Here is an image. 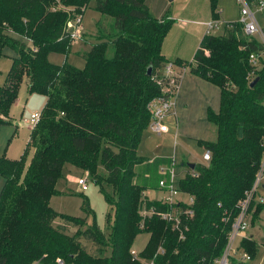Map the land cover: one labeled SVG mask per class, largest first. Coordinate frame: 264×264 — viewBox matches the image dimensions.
<instances>
[{
    "label": "trees",
    "instance_id": "1",
    "mask_svg": "<svg viewBox=\"0 0 264 264\" xmlns=\"http://www.w3.org/2000/svg\"><path fill=\"white\" fill-rule=\"evenodd\" d=\"M89 2L0 0V56L5 47L14 52L0 85V124L9 123L23 78L29 93L45 96L24 153L14 160L0 156V264H56V259L63 264H211L223 251L238 202L251 187L264 153V56L259 68L249 64L258 42L244 37L236 21L221 35L206 34L188 64L189 71L220 87V106L216 113L207 112L215 140L198 141L210 151V161L195 164L193 174L187 166L178 182L179 191L193 198L194 215L185 222L187 229L182 225L174 231L155 214L142 220L141 205L169 207L149 201L133 178L135 166L144 161L137 146L150 120L148 100L160 94L154 77L167 61L161 46L173 21L155 18L145 0H95V11L113 19L116 33L99 30L83 53L82 68L51 63L49 53H69L65 24L76 14L82 16ZM216 5L217 0H210L213 12ZM11 32L27 38L32 47ZM65 163L93 175L105 202L114 208L106 235L96 224L86 225L85 218L50 207ZM99 167L104 175L98 174ZM55 218L78 226L76 235L54 227ZM139 233L148 239L135 257L130 250ZM77 236L93 241L100 252L110 247L109 255L89 254ZM239 247L250 259L258 250L252 238H243Z\"/></svg>",
    "mask_w": 264,
    "mask_h": 264
},
{
    "label": "rangeland",
    "instance_id": "2",
    "mask_svg": "<svg viewBox=\"0 0 264 264\" xmlns=\"http://www.w3.org/2000/svg\"><path fill=\"white\" fill-rule=\"evenodd\" d=\"M194 2L196 3L193 7L192 3ZM203 2L205 3V7H203L202 0H145V4L148 6L149 12H151L155 18L160 19L164 17L173 20L172 18L177 17V23L181 26L185 23L190 25V23L193 22H205L207 19L209 20L206 23L212 21V17L210 16L212 13L210 0H203ZM94 4L95 0H90L89 4L85 7L82 16L76 14L70 18L72 19L77 16L82 17L78 29L75 27L68 28L65 24V28L69 32L70 36L68 41V44L70 45L69 53L64 55L59 52H51L47 55V60L55 65H61L64 62H67L71 66L73 65L76 68H82L85 62L83 53L86 52V49H88L91 43L97 38L96 36L99 34V30L105 33H116L113 19L97 13L94 9ZM178 7H180L183 11L176 15L175 12ZM216 9L218 10L216 11V14L221 17V22L232 23L239 20V9H237L235 0H217ZM66 11L68 12L69 9ZM255 17L258 23H260V27L264 28V9L263 11L260 10V12L255 11ZM222 28L223 25H221L220 28L212 30L210 33H220ZM10 34L25 45L32 47L27 38L21 37L13 32ZM237 37L240 38L239 35ZM208 54V50L203 52V55L206 57ZM106 55L108 57L112 55V48H108ZM13 56L14 52L12 49H9L8 47L3 49L2 55L0 56V85L4 83L6 78L5 75L9 70L11 58ZM187 61L190 63L191 58ZM17 91V97L9 110V123L0 124V156H5L11 160L18 159L24 153V149L29 140V132L31 128L28 118L33 112L41 113L45 103L44 95L42 96L38 93H29L27 91V81L24 78ZM209 109L213 112L216 111V108L214 110L212 108H207V110ZM207 110L205 114L206 116ZM165 125L166 127L172 128L173 125L171 124V119H165ZM143 137L146 138L147 134H143ZM143 137H141L138 150L140 155L144 156L147 160H152V156L154 155L153 153L156 152L164 155V157L168 156V160L173 159V161H175V184H178L184 170L187 172V164L204 163V160H202L204 147L201 146L203 147L202 150L196 144L195 140L188 138L187 128L179 127L176 136L174 132L169 141L158 143L154 150L150 144L152 139L149 138V140H145ZM32 153V148L27 150V161H29ZM150 167H154L153 162L150 164L144 163L136 165L133 176L134 183L140 184L143 187V192L145 190L150 192V198L158 197L160 194L155 193L158 177L154 172L148 170ZM97 172L99 175H104L101 167H99ZM146 172H148V176L146 175ZM78 177L87 179L88 188L86 191L81 190L78 184ZM92 177L94 176H89L82 169L65 163L62 169V175L55 184L57 194L51 197L49 205L53 210L60 214L62 213L74 218H85L86 225H92V223H94L106 235L108 231L107 221H113L114 208L112 206L109 207V205L105 202L103 195L99 191V186L94 183V179ZM2 185L3 179L0 177V189ZM262 185L263 188H259L260 190L257 198H259V196L264 197V179L262 180ZM103 186L105 187V190L110 192V188L106 186V184L103 183ZM181 197L185 198L184 195H181ZM261 204L263 205H260L257 210L255 209V206L252 207L249 214V227L242 234L243 236H248L250 232L253 234L252 238L258 246L256 254L248 261L239 262L244 250L238 247L237 240L234 247L237 252L232 254L229 264H234L232 263L234 260H236L238 264H264V203ZM52 225L61 232L63 231L70 236L76 235L78 228V226L73 225L71 222L64 221L62 218H55L52 221ZM81 228L83 229L84 226ZM77 238L81 241L85 250L91 255H100L103 257L108 256L110 253V247L103 248L100 252L99 247L96 246L93 241L78 236ZM147 239L148 234L139 233L132 245V248L140 250L147 242ZM55 263L57 264V259ZM32 264L41 263L36 260ZM144 264H152V262L145 260Z\"/></svg>",
    "mask_w": 264,
    "mask_h": 264
},
{
    "label": "built area",
    "instance_id": "3",
    "mask_svg": "<svg viewBox=\"0 0 264 264\" xmlns=\"http://www.w3.org/2000/svg\"><path fill=\"white\" fill-rule=\"evenodd\" d=\"M235 1L239 9V20L237 22L241 24L242 35L246 38H255L260 47L257 52L252 51V53H249V64L254 68H259L261 65L260 58L264 56V33L259 23H257L255 11L264 9V0ZM81 18V16H77L70 19V21L66 23V27H75L78 29ZM217 24V20L208 22L207 34L211 30L216 29L218 27ZM227 26L232 27L233 24L227 23ZM185 70L186 65L184 67V64L176 65L173 61H166L162 64V67L154 77L156 84L160 87V94L148 100L147 104V110L150 117L148 127L152 132L160 134L166 130L164 119L173 111L175 101H173L172 97L178 90V85L185 73ZM40 118L41 113L33 112L28 118V122L31 127L37 125L40 122ZM261 159L262 160L255 173L256 176L251 187L245 192V195L238 202V211L232 219L233 221L231 222L230 229L228 230L227 241L222 249L223 251L220 255L213 259L211 264L230 263L232 254L237 252L234 249L237 240L239 247L240 241L243 237H245L242 234L249 227V214L252 207L256 206L257 203H264V197L259 196V198H257L259 195V188L262 187V180L264 179V153ZM202 160H204V163L210 161V151L208 149L203 150ZM168 162V165L158 169L160 179L157 182V187L161 192H163V197L157 201L165 206L167 205L169 208H167V210H156L153 206H151V208H147L145 205H141L140 216L142 220H144L145 218L151 217L152 214H155L164 222L170 223V227L174 231L179 230L182 225L185 229H187L185 222L189 221L194 215L191 206L193 204V198L186 193L179 191L178 184H175V161L171 159ZM186 169L188 172L189 169ZM190 170L191 174H193V169ZM78 184L82 191L87 190V179L78 177ZM181 195H184L185 198L181 197ZM179 237L180 239L184 238L181 233ZM130 253L135 257L138 255V251L133 248L130 250ZM248 260H250L249 254L246 251H243L239 262ZM235 262L238 264L236 260ZM57 264H63V262L57 259Z\"/></svg>",
    "mask_w": 264,
    "mask_h": 264
},
{
    "label": "crops",
    "instance_id": "4",
    "mask_svg": "<svg viewBox=\"0 0 264 264\" xmlns=\"http://www.w3.org/2000/svg\"><path fill=\"white\" fill-rule=\"evenodd\" d=\"M195 3L196 2L192 3L193 7L195 6ZM202 4L203 7H205V3L203 2V0H202ZM237 9H238V5H237ZM182 11L183 10H181L180 7H178L175 14L178 15ZM216 11L218 10L215 8V11L214 12L212 11L210 16L212 17V20L218 21L217 28H220L221 25H223V28L220 33H214V35H221L225 31H227V29H229L230 27L227 26V23L220 21L221 17H219L218 14H216ZM256 12H260V10H257ZM238 15H239V10H238ZM172 19H173L172 20L173 24L171 25V28L169 29V31L167 32L166 36L163 39V43L161 46V56H164V58L167 61H173L179 59L183 62L184 67L186 65V70L180 80V83L178 85L179 86L178 90L176 91L175 95L172 97L173 101H175L173 111L165 117L166 120L171 119V124L173 125V127L172 128L166 127V130L164 132L157 134L155 132H152L147 125V127L143 130L141 137H143V134L144 135L147 134V137L146 138L143 137V138L145 140L146 139L149 140V138L152 139L150 144L154 150L155 146L158 143L161 142L164 143L165 141H169L170 138L172 137V134L175 132V136H176L179 127H183V128H187L188 138L195 140L196 144L203 150V147H201L198 144V141L210 142L215 140L216 138L215 126L210 121H208V115L206 116L205 114L207 108H212L213 110L216 108V111H214V113L218 111L220 106L219 99H220L221 89L218 85H215L209 80L208 81L205 80L204 78L200 77L198 74L194 73L193 71H189L188 68L189 63L187 60L191 58V62H192L194 53L197 50L200 42L202 41L201 39L207 34L208 25L206 22L209 19H207L205 22H193L190 23V25L188 23H185L182 24L183 26L177 23V17ZM261 28L264 33V28L263 27ZM209 110H207V112H209ZM165 119H164V123H165ZM139 145L140 142L137 146L138 147L137 154L144 158L142 164L144 163L150 164L153 162L154 167L153 168L150 167L148 170L154 172L155 175L158 177L157 180H159L160 176L158 174V169L160 167H165V163L166 165H168L169 163L168 156L164 157V155L154 152L153 153L154 155L152 156L153 157L152 160H147L144 156L139 154L138 152ZM185 172L186 170H184L182 175H184ZM146 175L148 176V172H146ZM155 189H156L155 193H159L160 196L150 198L151 195L150 192H148L147 190L143 192L144 196L149 201L158 200L163 197V192H161L158 189L157 185ZM246 237L252 238L253 234H251L250 232L248 236H245L243 238Z\"/></svg>",
    "mask_w": 264,
    "mask_h": 264
},
{
    "label": "water",
    "instance_id": "5",
    "mask_svg": "<svg viewBox=\"0 0 264 264\" xmlns=\"http://www.w3.org/2000/svg\"><path fill=\"white\" fill-rule=\"evenodd\" d=\"M146 72H147L148 75H150V74L152 73V72H151V67H148ZM255 80H256V78L253 79V81L250 83V86H253V83L255 82ZM187 166H188L190 169H194L195 164H193V163H189V164H187ZM241 264H243V263H241Z\"/></svg>",
    "mask_w": 264,
    "mask_h": 264
}]
</instances>
